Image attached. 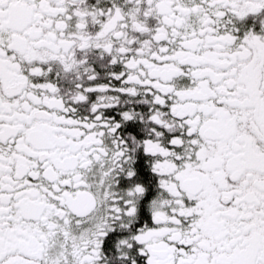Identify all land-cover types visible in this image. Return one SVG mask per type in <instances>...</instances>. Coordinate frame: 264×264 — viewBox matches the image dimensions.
I'll return each instance as SVG.
<instances>
[{"label": "snow or ice", "instance_id": "1", "mask_svg": "<svg viewBox=\"0 0 264 264\" xmlns=\"http://www.w3.org/2000/svg\"><path fill=\"white\" fill-rule=\"evenodd\" d=\"M0 264H264V0H0Z\"/></svg>", "mask_w": 264, "mask_h": 264}]
</instances>
